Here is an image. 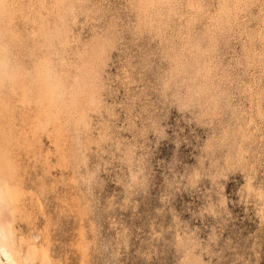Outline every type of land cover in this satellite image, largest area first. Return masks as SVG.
I'll list each match as a JSON object with an SVG mask.
<instances>
[{"label": "rangeland", "instance_id": "obj_1", "mask_svg": "<svg viewBox=\"0 0 264 264\" xmlns=\"http://www.w3.org/2000/svg\"><path fill=\"white\" fill-rule=\"evenodd\" d=\"M0 173L19 264H264V0H0Z\"/></svg>", "mask_w": 264, "mask_h": 264}, {"label": "bare ground", "instance_id": "obj_2", "mask_svg": "<svg viewBox=\"0 0 264 264\" xmlns=\"http://www.w3.org/2000/svg\"><path fill=\"white\" fill-rule=\"evenodd\" d=\"M44 97L46 98L45 94H44ZM40 100H44V99H40ZM14 193H15L14 186L8 183L5 176H3L0 173V264H4L5 262L7 264H19L20 262L19 256H18L20 255L19 251L18 252L15 251L18 249L14 248V244L11 242L12 240H10L11 231L8 229L9 228L8 224L10 221L8 216H11V211L13 209ZM3 260L5 261L4 263H3Z\"/></svg>", "mask_w": 264, "mask_h": 264}]
</instances>
